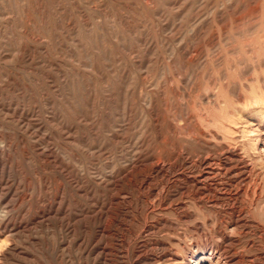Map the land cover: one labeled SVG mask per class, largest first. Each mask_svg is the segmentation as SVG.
I'll return each instance as SVG.
<instances>
[{
	"label": "rangeland",
	"instance_id": "rangeland-1",
	"mask_svg": "<svg viewBox=\"0 0 264 264\" xmlns=\"http://www.w3.org/2000/svg\"><path fill=\"white\" fill-rule=\"evenodd\" d=\"M251 89L264 0H0V264H142L178 236L196 250L226 204L178 195L151 214L147 188L214 153L212 120ZM247 222L234 249L264 264V216Z\"/></svg>",
	"mask_w": 264,
	"mask_h": 264
},
{
	"label": "bare ground",
	"instance_id": "bare-ground-1",
	"mask_svg": "<svg viewBox=\"0 0 264 264\" xmlns=\"http://www.w3.org/2000/svg\"><path fill=\"white\" fill-rule=\"evenodd\" d=\"M211 123L214 131L208 136L215 152L184 159L185 174L175 168L170 170L169 175H163L165 181L159 187L147 188L146 197L151 214L160 213L178 195L193 205L218 208L226 204L223 216L212 223L218 230L210 232L209 239L198 243L196 250L179 236L175 238L177 244L155 245L159 253H152L142 264H253L260 259L248 253L238 254L234 237L248 232V215L255 212L264 216V94L251 89L241 107ZM154 166L155 173L163 171V164ZM154 229H164L162 221L148 222L143 233ZM242 247V252H250L253 244L246 242ZM130 264L138 262L131 260Z\"/></svg>",
	"mask_w": 264,
	"mask_h": 264
}]
</instances>
